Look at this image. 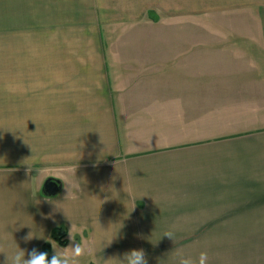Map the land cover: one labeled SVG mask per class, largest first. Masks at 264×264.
<instances>
[{"label": "crops", "instance_id": "0c3cea01", "mask_svg": "<svg viewBox=\"0 0 264 264\" xmlns=\"http://www.w3.org/2000/svg\"><path fill=\"white\" fill-rule=\"evenodd\" d=\"M98 1L134 15L101 20L123 31L111 46L100 29L101 45L66 48L50 63L66 102L52 101L51 119L65 122L52 120L33 161L0 159V264L17 245L26 259L42 251L59 225L68 241L51 239L57 251L72 243V225L75 242L93 248L79 264L131 249L172 264L176 249L202 251L193 232L250 228L248 215H264V31L194 30L201 46L128 47L137 28L148 39V26L169 17L137 12L153 0ZM239 116L262 122L234 128ZM48 176L62 180L57 195L43 193ZM169 229L174 242L162 236Z\"/></svg>", "mask_w": 264, "mask_h": 264}, {"label": "rangeland", "instance_id": "374dc122", "mask_svg": "<svg viewBox=\"0 0 264 264\" xmlns=\"http://www.w3.org/2000/svg\"><path fill=\"white\" fill-rule=\"evenodd\" d=\"M153 1L158 7L143 6L137 12L146 9L148 18L169 17L170 21L149 25L151 30L147 31L153 36L148 39L143 36L150 33L139 27L122 45L189 48L201 46L191 33L194 30L264 31V0ZM168 3L170 8L163 5ZM115 4L103 6L98 0H0V159L13 158L16 165L22 154L34 160L33 147L49 137L52 101L61 102L63 108L66 105L65 91L60 96L52 78L56 71L50 63L53 59L60 62L66 48L98 47L101 30L103 44L111 46L123 31L113 23L104 26L101 20L134 15V6ZM239 119L234 128L262 122L261 118ZM247 217L249 224L242 226L250 228L233 225L228 230L193 232L201 250L208 253V264H264V215Z\"/></svg>", "mask_w": 264, "mask_h": 264}, {"label": "clouds", "instance_id": "9594fccd", "mask_svg": "<svg viewBox=\"0 0 264 264\" xmlns=\"http://www.w3.org/2000/svg\"><path fill=\"white\" fill-rule=\"evenodd\" d=\"M100 229L103 230L101 227ZM72 232L73 225L69 231V237L72 243H70L67 247H61V250L57 251L55 245L52 244L54 254L51 258H49L47 252L39 251L33 248L30 252H27L28 258L26 259V250L19 248L17 245L18 250L11 256L7 255L6 264H79L82 257L92 254L93 248L87 243L84 245L76 243ZM116 233L107 241L105 246L109 245L113 241L116 237ZM162 236L167 237L174 242L175 231L173 229L166 230ZM33 237L34 235L30 232L24 239L25 241H29L33 239ZM102 261L103 264H148L147 254L143 249H131L128 252H125L122 257L109 258L108 260ZM208 261L209 257L206 251H201L198 257L195 258L182 249H176L172 252V264H208Z\"/></svg>", "mask_w": 264, "mask_h": 264}, {"label": "trees", "instance_id": "16d2710c", "mask_svg": "<svg viewBox=\"0 0 264 264\" xmlns=\"http://www.w3.org/2000/svg\"><path fill=\"white\" fill-rule=\"evenodd\" d=\"M66 229L64 225H59L52 230L51 238L43 243L42 251L47 252L49 258L52 256L51 239H57L61 244L66 245L67 239H65Z\"/></svg>", "mask_w": 264, "mask_h": 264}, {"label": "water", "instance_id": "95a60500", "mask_svg": "<svg viewBox=\"0 0 264 264\" xmlns=\"http://www.w3.org/2000/svg\"><path fill=\"white\" fill-rule=\"evenodd\" d=\"M63 186L62 180L54 176H48L43 184V193L46 195H57Z\"/></svg>", "mask_w": 264, "mask_h": 264}]
</instances>
